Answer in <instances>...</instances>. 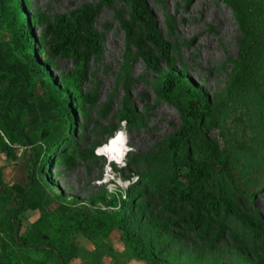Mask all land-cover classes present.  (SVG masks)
Wrapping results in <instances>:
<instances>
[{"label":"trees","instance_id":"1","mask_svg":"<svg viewBox=\"0 0 264 264\" xmlns=\"http://www.w3.org/2000/svg\"><path fill=\"white\" fill-rule=\"evenodd\" d=\"M122 1L130 8L129 20L120 17L127 40L137 46L151 69L161 73L159 94L181 110L182 123L166 142L168 171L141 173L137 181L127 186L124 195L110 196L108 204L117 207L112 211L94 209L87 216L75 204L65 213L49 211L44 206L50 183L37 170H49L52 164L70 167L78 158L87 160L94 156L79 147L72 134L85 129L76 114L95 99L94 93L82 91L81 82L89 59L101 48V34L93 24L96 7L86 3L68 14L50 18L36 10L29 13V0H0V17L9 32V41L25 56L20 65L7 59L0 49V84L1 80L8 82L7 91L0 88V151L7 159H15L20 145H31L30 155L34 154L33 164L27 156L29 176L19 202L13 203L8 193L0 194L6 212L0 219V264H47L45 258L21 254L17 248L42 251L54 256L58 264H69L67 256L75 232L106 237L115 229L133 257L148 264H174L164 258L162 247L145 242L144 223L159 238L167 234L185 237L195 230L214 239L227 234L242 260L264 264V257L253 260L245 248V243L252 240L264 249V235L257 220L243 215L235 201L236 194L253 196L264 191V0H223L231 6L240 32L227 95L244 101L248 108L246 125L251 128L249 141L237 142V153L229 143L217 148L202 136L216 127V115L192 78L177 67L175 55L158 41L144 0ZM135 22L142 27L141 32L135 30ZM36 24L41 27L38 35L34 32ZM151 45L163 56L165 68L159 65V55L151 50ZM59 54L71 57L75 67L57 76L51 65ZM37 79L43 81L46 111L53 113L55 119L32 129L25 112L20 110L16 115L14 106L18 96L30 92ZM126 103L125 98L123 104ZM120 118L132 123L136 115L123 106ZM43 129L46 134L34 143L32 134L38 135ZM240 154L246 158L243 176L235 167ZM148 190L160 202L157 214L147 211L143 202L142 195ZM55 197L65 201L63 195ZM30 208L38 209L39 216L24 231L22 214ZM104 255L113 256L117 264L119 253L106 241L85 250L82 264H105Z\"/></svg>","mask_w":264,"mask_h":264},{"label":"rangeland","instance_id":"2","mask_svg":"<svg viewBox=\"0 0 264 264\" xmlns=\"http://www.w3.org/2000/svg\"><path fill=\"white\" fill-rule=\"evenodd\" d=\"M29 13L35 10L53 18L57 14H68L82 4L89 3L96 7L93 17L94 27L101 34L100 51L88 61L86 72L81 82L83 92H92L95 99L86 103L84 110L76 114L79 124L85 127L73 132L79 147H83L94 156L85 160L78 158L74 166L52 164L48 168L37 170L38 175L50 181L49 191L65 196L68 209L75 204L90 216L94 209L112 211L117 207L108 204L112 195H124L127 188L116 184L115 179L104 181L106 173L122 182H135L139 175L148 171H168L169 155L166 142L169 136L181 125V110L174 103L162 97L158 88L161 73L151 69L138 52L137 46L127 40L120 17L129 20L130 8L122 0H29ZM151 13L153 28L158 41L166 44V51L175 55L176 65L184 70L196 83L214 111L218 124L206 130L202 136L221 148L224 143L239 150L237 142H248L251 128L247 127V107L244 101L227 95V88L239 49V27L232 8L223 0H144ZM134 28L141 32L142 27L134 23ZM34 32L38 35L41 27L36 24ZM0 49L7 59L22 64L25 56L19 54L9 41V32L0 17ZM151 50L159 55V65L165 68L163 56L151 45ZM75 67L71 57L56 55L51 65L54 75L60 76ZM0 88L8 90V82L1 80ZM43 81L36 80L34 89L18 96L14 113L23 110L28 121L50 120L43 113ZM127 99L124 105L123 100ZM125 106L136 115L132 123L121 120L120 112ZM43 110V111H42ZM47 113V112H46ZM30 123V122H29ZM36 127V126H32ZM31 127V128H32ZM127 135V147L132 149L124 156L125 167H120L115 160L109 161L108 155H97L96 150L109 145L117 132ZM34 143L39 138L32 134ZM31 149V148H30ZM26 149L18 147L19 157ZM33 164L34 154L30 155ZM245 156L240 154L236 171L240 176L245 173ZM108 184L115 186V192L108 191ZM129 185V184H128ZM151 192L143 193V202L147 211L157 214L161 208L156 196ZM100 196L105 200L99 199ZM92 200L95 203L92 204ZM74 202V203H71ZM238 210L246 217L255 218L264 235V191L253 196L235 195ZM166 216V215H164ZM26 227L23 230L26 231ZM145 242L149 246L162 247L164 258L174 264H253L242 260L234 251L232 240L227 234L217 238L202 236L199 230L189 231L185 237L171 234L159 238L144 223ZM70 242V255L81 258L85 250H91L102 241L103 237L85 236L80 230L75 232ZM86 238H85V237ZM108 240L119 251V263L131 259L129 250L120 239L119 231L113 230ZM245 248L253 260L264 257V249L249 240ZM18 252L31 253L34 256L45 252L34 249L17 248ZM40 257V256H39ZM42 257V256H41ZM115 259L104 257L105 264H112ZM51 261H49V264Z\"/></svg>","mask_w":264,"mask_h":264},{"label":"crops","instance_id":"3","mask_svg":"<svg viewBox=\"0 0 264 264\" xmlns=\"http://www.w3.org/2000/svg\"><path fill=\"white\" fill-rule=\"evenodd\" d=\"M33 89H34V87H33ZM44 95H43V100H42V103H44L43 104L44 108H42V109L44 111L43 110L42 111H43L44 114H47L49 116L50 120H48V121H54V119H55L54 114L51 113V112H47L46 111L47 107L45 105ZM38 118L39 119H37V121H34V122L32 120L28 121V122H30L29 124L31 126H36V127H32V129L39 128V127H41V125L44 122H47V121L41 122L39 116H38ZM45 134H46V131L44 129L41 130V133H39L38 135L35 134V137L37 139L39 138L38 143L41 141V138ZM20 146H23L26 150L24 151L22 157H19L20 155L18 154V151H17V157L15 159H7L5 153L0 151V170H1L0 194L8 193L11 196V201L13 203H15V204H17L19 202V199L21 197L23 188H24L25 184L27 183L28 176H29L28 175L29 174V168L27 166V156H28V151L31 152V150H30L31 145H20ZM49 183H50V181H49ZM49 187H51V183H50ZM43 203H44V206L49 211L57 210V211H59L61 213H65L68 210L67 204H65L63 201L57 199L52 194V192H50L49 190L46 193V195L44 196ZM4 216H6V212L4 210L3 205L0 203V219L3 218ZM38 216H39V210L38 209H31L30 208V209L25 210L23 212V214H22L23 227L28 228L30 226V224L35 219L38 218ZM109 235L106 236V237H103L102 241H106V242L111 243V241L108 240ZM112 246H113V244H112ZM113 248H114V246H113ZM115 250L119 253V251L117 249H115ZM129 253H130V251H129ZM29 254L32 257L45 258L47 260V264H49V261H51L50 264H58V262H57V260H56V258L54 256H51V255L47 256L46 254L45 255H39L38 254L37 256H34L31 253H29ZM105 256H109V257H112L113 259H115L113 256L104 255L103 256V260H104ZM118 258H120V257H118ZM67 259H68L69 264H82L81 258H79L76 255H70V253H69L68 256H67ZM115 262H116V259L114 260V262L112 264H115ZM118 263H119V260H118L117 264ZM123 264H148V263L146 261L142 260V259H138V258L133 257L131 255V259L129 261L123 263Z\"/></svg>","mask_w":264,"mask_h":264},{"label":"clouds","instance_id":"4","mask_svg":"<svg viewBox=\"0 0 264 264\" xmlns=\"http://www.w3.org/2000/svg\"><path fill=\"white\" fill-rule=\"evenodd\" d=\"M128 151H132V149L127 147V135L124 131H119L117 132L115 138L109 142V145H106L102 148H98L96 150V154L97 155H101L102 153L106 154L108 155L110 162L115 160L120 167H125L126 162L124 160V156ZM109 179H115L116 184L120 185L122 188L128 186V184L131 183V182H122L120 179H117L115 176L110 175V169L109 172L106 173L104 181H98V183H107ZM108 191L115 192L116 191L115 186L112 184H108Z\"/></svg>","mask_w":264,"mask_h":264},{"label":"bare ground","instance_id":"5","mask_svg":"<svg viewBox=\"0 0 264 264\" xmlns=\"http://www.w3.org/2000/svg\"><path fill=\"white\" fill-rule=\"evenodd\" d=\"M113 140V139H112ZM114 154V153H113Z\"/></svg>","mask_w":264,"mask_h":264}]
</instances>
